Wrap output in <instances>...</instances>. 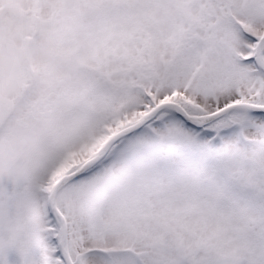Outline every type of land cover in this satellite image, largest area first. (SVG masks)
<instances>
[{"label":"snow or ice","instance_id":"6c2138e0","mask_svg":"<svg viewBox=\"0 0 264 264\" xmlns=\"http://www.w3.org/2000/svg\"><path fill=\"white\" fill-rule=\"evenodd\" d=\"M0 264H264V0L0 3Z\"/></svg>","mask_w":264,"mask_h":264},{"label":"clouds","instance_id":"9594fccd","mask_svg":"<svg viewBox=\"0 0 264 264\" xmlns=\"http://www.w3.org/2000/svg\"><path fill=\"white\" fill-rule=\"evenodd\" d=\"M0 3H4L6 5H11L14 3V0H0Z\"/></svg>","mask_w":264,"mask_h":264}]
</instances>
